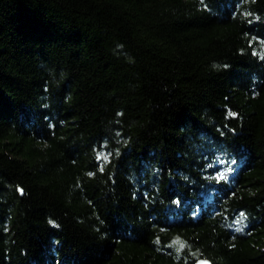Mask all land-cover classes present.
<instances>
[{
  "label": "trees",
  "instance_id": "16d2710c",
  "mask_svg": "<svg viewBox=\"0 0 264 264\" xmlns=\"http://www.w3.org/2000/svg\"><path fill=\"white\" fill-rule=\"evenodd\" d=\"M198 259L264 264V0H0V264Z\"/></svg>",
  "mask_w": 264,
  "mask_h": 264
},
{
  "label": "water",
  "instance_id": "95a60500",
  "mask_svg": "<svg viewBox=\"0 0 264 264\" xmlns=\"http://www.w3.org/2000/svg\"><path fill=\"white\" fill-rule=\"evenodd\" d=\"M194 264H212V262L207 259H198Z\"/></svg>",
  "mask_w": 264,
  "mask_h": 264
},
{
  "label": "snow or ice",
  "instance_id": "6c2138e0",
  "mask_svg": "<svg viewBox=\"0 0 264 264\" xmlns=\"http://www.w3.org/2000/svg\"><path fill=\"white\" fill-rule=\"evenodd\" d=\"M232 115H235L234 113ZM22 191V190H21ZM181 247H183V245L181 244Z\"/></svg>",
  "mask_w": 264,
  "mask_h": 264
}]
</instances>
